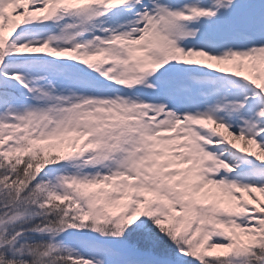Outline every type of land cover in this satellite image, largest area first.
Here are the masks:
<instances>
[{
  "label": "snow or ice",
  "instance_id": "obj_1",
  "mask_svg": "<svg viewBox=\"0 0 264 264\" xmlns=\"http://www.w3.org/2000/svg\"><path fill=\"white\" fill-rule=\"evenodd\" d=\"M0 264H264V0H0Z\"/></svg>",
  "mask_w": 264,
  "mask_h": 264
}]
</instances>
